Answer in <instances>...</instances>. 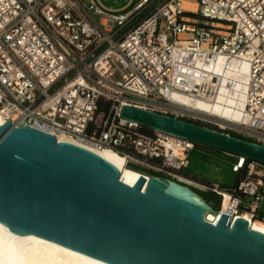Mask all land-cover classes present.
I'll return each instance as SVG.
<instances>
[{
  "label": "built area",
  "instance_id": "obj_1",
  "mask_svg": "<svg viewBox=\"0 0 264 264\" xmlns=\"http://www.w3.org/2000/svg\"><path fill=\"white\" fill-rule=\"evenodd\" d=\"M157 1L0 0V117L181 181L196 144L144 132L123 105L264 145V0H195V12ZM233 158L236 187H201L228 195L232 220L264 222V164Z\"/></svg>",
  "mask_w": 264,
  "mask_h": 264
},
{
  "label": "water",
  "instance_id": "obj_2",
  "mask_svg": "<svg viewBox=\"0 0 264 264\" xmlns=\"http://www.w3.org/2000/svg\"><path fill=\"white\" fill-rule=\"evenodd\" d=\"M152 132L264 164V145L123 105ZM130 186L98 153L30 126H0V224L108 264H264V233L196 187L150 174Z\"/></svg>",
  "mask_w": 264,
  "mask_h": 264
},
{
  "label": "bare ground",
  "instance_id": "obj_3",
  "mask_svg": "<svg viewBox=\"0 0 264 264\" xmlns=\"http://www.w3.org/2000/svg\"><path fill=\"white\" fill-rule=\"evenodd\" d=\"M183 9L190 12L197 10L195 0H184ZM185 36V35H183ZM6 121L0 117V126ZM59 141H66L77 144L72 138L59 135ZM90 149L104 159L113 163L120 171L122 180L133 186L141 176H145L146 180H150V176L133 170L127 167L124 156L119 155L111 149ZM183 179V178H180ZM190 184H194L189 180L183 179ZM222 213L231 214L229 211L228 195H225L224 200H221ZM215 223L219 220V213ZM242 218L248 220L253 229L264 233V222L252 220L249 213H244ZM0 264H108L101 260L95 259L88 255L82 254L75 250L69 249L62 245L56 244L36 235H18L8 229V227L0 224Z\"/></svg>",
  "mask_w": 264,
  "mask_h": 264
},
{
  "label": "rangeland",
  "instance_id": "obj_4",
  "mask_svg": "<svg viewBox=\"0 0 264 264\" xmlns=\"http://www.w3.org/2000/svg\"><path fill=\"white\" fill-rule=\"evenodd\" d=\"M82 1L87 5L91 3V0H82ZM99 1L106 8L112 9L114 11L129 10L137 3V0H133V1L132 0H99ZM163 1L165 0H158L155 6H159ZM146 14L147 12L139 15L131 23V25H129L128 28L133 27L135 24L141 21L146 16ZM149 132L152 131L149 130ZM234 160L235 159L232 156L227 155L225 153H221L213 149L196 145V148L192 150L189 155L188 166L182 169L181 171H178L177 174L185 176L188 179L183 178L182 176H180V178L189 180L194 184L197 183L198 186H195L196 190L205 198L208 196L214 198L215 201L217 202V205L215 202L214 203L216 205V208H218L219 201L221 205L220 197H218L208 189L203 188L201 186L219 184L222 188H226L228 190H232L234 187H236L239 181V174L234 173L232 171V163L234 162ZM142 168L146 172H150V174H156L164 178L178 180L177 178L173 177L170 174L159 173L146 167H142ZM246 203L247 205H249L251 203V199L246 198ZM262 216H264V201L262 202L261 209L259 211V217L261 218Z\"/></svg>",
  "mask_w": 264,
  "mask_h": 264
},
{
  "label": "trees",
  "instance_id": "obj_5",
  "mask_svg": "<svg viewBox=\"0 0 264 264\" xmlns=\"http://www.w3.org/2000/svg\"><path fill=\"white\" fill-rule=\"evenodd\" d=\"M188 15H191V14H188ZM143 130H144V132H146V133H148V134H153V132H149V130L146 129V128H144ZM206 199H208L209 201H214V202L216 203V205H217V202L215 201L214 198L208 196V197H206ZM219 205H220V201H219V203H218V207H219Z\"/></svg>",
  "mask_w": 264,
  "mask_h": 264
}]
</instances>
